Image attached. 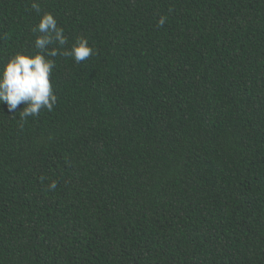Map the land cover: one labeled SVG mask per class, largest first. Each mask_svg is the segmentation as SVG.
<instances>
[{"label": "trees", "instance_id": "1", "mask_svg": "<svg viewBox=\"0 0 264 264\" xmlns=\"http://www.w3.org/2000/svg\"><path fill=\"white\" fill-rule=\"evenodd\" d=\"M31 2L0 64L44 12L97 55L54 58L53 111L0 104V264H264V0Z\"/></svg>", "mask_w": 264, "mask_h": 264}, {"label": "clouds", "instance_id": "2", "mask_svg": "<svg viewBox=\"0 0 264 264\" xmlns=\"http://www.w3.org/2000/svg\"><path fill=\"white\" fill-rule=\"evenodd\" d=\"M31 9L37 15L42 11L37 0H32ZM165 21L166 17H161L159 26ZM31 31L39 34L34 40L35 51L17 52L0 64V104L6 105L9 113L19 112L20 119L25 122L29 117L38 116L41 110L53 111L57 104L58 96L51 79L56 68L55 57H71L79 64L97 55L95 47L83 37L77 38L70 49H65L68 38L50 12H44ZM21 104L23 110L17 111ZM56 187L55 181L49 185L51 190Z\"/></svg>", "mask_w": 264, "mask_h": 264}]
</instances>
